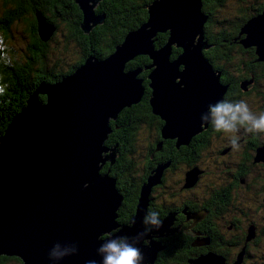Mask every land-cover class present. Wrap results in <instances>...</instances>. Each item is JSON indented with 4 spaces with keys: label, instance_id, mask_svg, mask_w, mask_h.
<instances>
[{
    "label": "water",
    "instance_id": "water-1",
    "mask_svg": "<svg viewBox=\"0 0 264 264\" xmlns=\"http://www.w3.org/2000/svg\"><path fill=\"white\" fill-rule=\"evenodd\" d=\"M96 1L73 0L82 13L78 24L82 32L101 21L102 14L91 13ZM200 4V0H153L146 6L145 21L127 32L106 58L87 56L59 82H41L30 91L0 138V253L17 255L23 264H86L93 259L100 264L99 246L123 234L140 248L142 264H150L162 246L149 237L167 235L172 215L162 219V228L152 227L139 238L137 234L143 232L149 187L166 162L141 184L130 226L102 239V232L117 226L113 212L120 196L114 180L98 173L97 162L111 161L115 144L107 156L98 155L109 130L108 118L136 103L142 93L136 70H125L123 63L138 54L147 55L154 65L152 70L147 66L148 104L151 113L164 121L160 137H176L177 148L205 127L208 119L203 117L226 85L217 84L218 72L201 54L207 46L201 36L205 16ZM165 31L166 42L155 48V33ZM241 32L244 46H253L264 61V8L244 23ZM170 45L181 50L173 61ZM145 238L146 246L141 244ZM57 243L59 251L73 247L77 251L50 259Z\"/></svg>",
    "mask_w": 264,
    "mask_h": 264
},
{
    "label": "flooded vegetation",
    "instance_id": "flooded-vegetation-1",
    "mask_svg": "<svg viewBox=\"0 0 264 264\" xmlns=\"http://www.w3.org/2000/svg\"><path fill=\"white\" fill-rule=\"evenodd\" d=\"M106 3L108 0L103 2L108 14L110 8ZM95 15L100 14L95 13ZM133 21H137V16L132 12L128 13L127 17H119L117 22L113 21L112 29L115 34V41ZM40 22L42 23V21H38L37 31L39 35H42L39 27ZM51 22L59 30L61 43L73 42L78 48L76 50L77 59L73 60L71 57L70 61L64 63L68 67L71 63L72 66L76 65L75 68L78 67L87 56L102 60L113 51L111 49V36L103 32L106 28L103 25H101L104 27L103 30L96 27L97 25H92L86 32H82L78 27L81 21L76 20L73 15L68 18L56 15L51 19ZM42 24L45 30L49 26L45 35L48 37L54 28L49 23ZM203 33L204 29L202 35H204ZM156 34L153 37V44L156 41ZM38 47L43 48V45L40 43ZM226 48L231 53L238 51L237 44H229ZM243 52L246 55L252 52V49H243ZM173 54L174 49L170 48L169 56ZM171 58L169 57L170 60ZM242 59L245 60L246 56ZM259 61L261 62L247 67L240 63L238 68H236L237 62L233 64L227 62L229 64L227 68L230 69L229 73L226 72L225 67L220 68L207 62L212 71L218 72L216 77L218 85H226L218 102H231V98L225 99L224 94L230 97L238 96L248 105L253 114L254 111L258 110L254 115L258 116L264 113V61ZM124 69L132 68L125 63ZM146 70L149 72L150 68L141 69L140 75H143ZM224 74L225 77H223ZM238 76L241 82L239 83L241 93L235 85ZM139 80V85L142 88L139 102L137 101L136 105L132 103L121 108L118 117L116 115L111 122L113 126L109 128L104 140L105 143L111 145L109 146L110 149L115 144L113 148L118 151L119 142L124 146L123 141L126 142L127 139L125 134H128L126 131H129L131 127H133L131 133L134 137L137 125L132 126L133 122L130 117L144 110L148 89L144 78L140 76ZM230 87L233 89L228 92L227 89ZM126 111L129 120L128 126L122 128L116 123L120 122ZM208 116L210 117L209 110ZM159 124L161 128L164 121L156 115V140L153 147L151 144L152 136L146 132L150 141L148 146L147 144L144 145L146 147H141L139 152L133 148L132 152L137 154L136 157L126 155L124 159L128 163L122 162L121 167L111 166L108 168L109 173L116 172L123 177V180H119L118 185L115 183L118 186L116 190L120 196L118 206L122 205V215L129 216L135 194L136 192L138 194L141 184L146 183L147 176L153 174L151 170L166 162V165L160 170L157 182L150 185L145 201L144 217L153 211L159 214L161 220L167 213L172 215L171 223L167 226L169 233L164 236L150 237L152 242H157L158 246H162L155 251L156 255L164 252L167 256L172 255L181 259V264H187V262L191 264L190 259H187V262L183 261L189 252L188 257H194V260L199 261L197 264H210L209 261L214 264L218 260H220V264H264V259L261 257L264 255V246L260 245L264 242V198L262 197L264 189L261 176V171H264L261 168L264 160L257 159V162H254L252 159L255 157L256 148H258L257 154H260L264 149V133H250L246 132L244 128L234 134L216 132L209 118L205 127L194 133L185 144H178L175 148L176 137H160ZM143 125L146 126L145 120H143ZM233 136L239 137L237 140L238 147H233L231 143ZM107 164L109 163L105 161L103 166L105 167ZM259 169L260 171L257 173ZM112 179L115 180L114 176ZM197 189L199 194H194L193 191ZM217 189L224 192L214 197ZM242 204H248L250 216L256 215L260 218L259 221L252 219L248 212H243ZM114 221L117 224L114 230H117L127 226L128 219L125 222L119 219L118 210ZM249 225L252 228V233L246 236ZM142 226L144 232L146 226L143 223ZM164 233L161 232L160 234L163 235ZM122 236L124 237V235ZM150 236H157V233H152ZM171 240L177 241L174 247L170 246ZM187 241H190V244H186ZM147 242V239H144L143 244L145 245ZM1 261L2 258L0 257ZM193 262L192 264H194ZM150 264H153L152 261ZM177 264L180 263L177 262Z\"/></svg>",
    "mask_w": 264,
    "mask_h": 264
},
{
    "label": "trees",
    "instance_id": "trees-1",
    "mask_svg": "<svg viewBox=\"0 0 264 264\" xmlns=\"http://www.w3.org/2000/svg\"><path fill=\"white\" fill-rule=\"evenodd\" d=\"M152 1L153 0H139V1L131 0L132 3L137 4V6H134L135 8L132 11V12H136L137 21H133L132 24L125 29V31L119 36V38L116 41H115V34H114V31L111 25L110 24L106 25L104 33L111 36V49L112 50H114V45H117L122 41V38L125 33L129 32V30L132 31L145 20V7L149 5ZM0 2H1L0 3V33L4 37L8 38V37H11L10 28L12 29L17 28L18 25L22 26L21 31L23 35L22 36L18 35V36L22 39L24 38L23 36L28 38L27 49L25 53L23 54L22 59H25V66L28 65L30 60L35 61L36 63L35 76H30L26 74L25 68L20 69V67H18L16 69L18 60L16 57L14 58L12 56L11 52H10V55L13 57L14 67H6L2 63H0V77H3V82L9 85L6 95L3 97H0V137H1L10 119L14 116V114L18 113L20 109L22 108L24 104L25 96H27V94L35 87L37 82L40 81L39 79H41L44 82H54L58 79V76H59L56 73V71L53 70L52 64H50V67L48 66L49 65L48 58L46 54L42 52L44 50V47L43 48L38 47L40 43L42 44V41H41L42 37L41 35H39V32L37 31L38 21L40 20L42 21V23H49L51 22V19L55 17L56 15H60L61 17H64V18H68L71 15H73L76 18V20L80 22L82 21V13L79 7L77 6V4L73 2V0H0ZM224 2L225 0H212L209 2H201L200 4V10L205 16V21L202 25V30L204 29L203 36L206 37L204 39H206L207 41V47L202 49V57L209 64L211 63L212 65L218 66L220 68L225 67L224 69L226 70V72L230 70L229 68H227V66L229 65L227 62L232 63V64L234 62H237L236 68L239 67L240 63L242 64V66L247 67V66L255 65L258 62H261L258 59V55L254 53L255 48H253L251 45H250L251 47L244 46V44L242 43V40L245 35L244 33L241 32V29L244 23L250 17L259 14L263 10L264 0H260V1L258 0H237V3L239 6L235 7V11H230L226 6L224 7L225 5ZM140 6L142 9H140ZM92 10L95 13H100L104 15L105 18L108 17V14L104 6L101 5V1L98 4H96ZM211 17H215L214 25H210L209 20ZM97 27L101 30L104 29V27H102L101 25L100 26L97 25ZM48 29H49V26L46 27V30ZM167 33H168L167 31L158 32L157 34L155 33L156 41L154 42V47H158L159 45H162L164 42H166V39L168 37ZM48 37H51V35H49ZM8 41L9 39H5L6 44H8ZM229 44H237L238 46L237 53H231L227 50L226 46ZM171 46L172 45H170V48L174 49V54L172 56L170 55L169 57L170 58L172 57L171 59H173L179 55L177 53H180L181 50L180 48H176L174 46L171 47ZM250 48L252 49V52L245 55L243 52V49H250ZM245 56H246V59L243 60L242 58ZM100 57H103V56H100ZM249 59L251 60L247 61ZM149 61L150 60L147 55H143V56L136 55L133 58H130L129 60H127L126 65L135 70H139V69L147 68ZM44 66H45V69L43 72ZM71 66H72V63L67 68L66 73L73 72L77 68V67L75 68L76 65H73L72 67ZM147 72L148 70L143 72V75H140L142 78H144L145 83H146L145 85L149 83L148 78H146V74H148ZM34 77L35 79L33 81ZM223 77H225V74L223 75ZM239 80L240 78L238 76L237 81L235 82V85H236V88L239 90V93H241L240 87H239V83L241 82ZM230 89H233V87H230L229 89H227V91L230 92ZM150 92H151V89L148 87L147 95L145 96L144 110L135 114L138 116L130 115L131 116L130 118L132 119L133 125H136V122L134 119H138V122L145 120V123H146L145 129H146V132L150 136H152L151 144L153 147L154 142L156 140L155 118L157 114H153L150 111V106L148 104V98H149ZM224 97L225 99L231 98V102H235V103L239 101H243L238 96L230 97L229 95L224 94ZM131 104L132 103H130V105ZM133 105H136V104L133 103ZM127 106H123L121 108H124ZM120 109L118 110V112L120 111ZM257 111H254V114H256ZM118 112L115 114V117L116 115L118 117ZM113 119L108 118L107 125L109 128H112L113 126V124L111 123ZM128 121H129L128 113L126 111L123 114L120 122H117L116 124L117 125L119 124L120 127L125 128L128 126L127 125ZM158 128H160V124L158 125ZM126 133L129 134L130 130L126 131ZM120 144L121 142H119L118 150L120 149ZM123 147L124 146H122V148ZM257 152H258V148H256L255 150V153H256L255 157L252 158L254 162H257V159H258ZM119 162L128 163L124 159V157ZM262 162L263 164L261 168L264 170V161ZM107 168H108V164L107 166L103 167L101 171H106ZM260 169L257 171V173L260 171ZM109 174L112 176H116L118 180H123L122 178L119 177V175L116 172L109 173ZM261 176L263 178L262 185L264 189V171H261ZM117 188L118 186L114 185L115 191L117 190ZM223 192H224L223 190L217 189V193L216 195H214V197H217L218 194L220 195ZM138 195H139V190H138V194L137 192L135 194V200L133 201L132 206L129 205L131 209L129 216L125 217L122 215L121 213L122 205H119L120 207L118 206L113 212L115 215H117L118 210H119V219L123 220L124 222L128 219L127 224H126L127 226H130L131 224L130 218L135 212V205L137 203ZM219 197H222V196H219ZM262 197L264 198V195ZM242 206H243V212H248V215L250 216L249 205L242 204ZM250 217L254 219L255 221L256 220L259 221L258 219H260L259 217H256V215L250 216ZM248 227H251V226L249 225ZM246 236H248L247 233H246ZM102 237H104V235L99 236V238H102ZM143 242H144V239L141 240L142 245H144ZM176 243H177L176 240H171L170 246L174 247ZM186 244H190V241H187ZM189 254L190 252L183 258V261L187 262V259H190L191 261L190 263L192 264L194 257H188ZM0 257L2 258V261L0 262V264H6L8 261H10L8 259L9 257H5L1 255ZM261 257H263L264 259V255ZM12 259L17 264H22V261L19 259L17 255L12 256ZM194 261L196 262V260ZM173 262H176V263H173ZM177 262L181 264V259L173 257L172 255L167 256L165 255L164 252H161L157 255L155 253V256H153V259H152L153 264H177ZM187 264L189 263L187 262Z\"/></svg>",
    "mask_w": 264,
    "mask_h": 264
},
{
    "label": "rangeland",
    "instance_id": "rangeland-1",
    "mask_svg": "<svg viewBox=\"0 0 264 264\" xmlns=\"http://www.w3.org/2000/svg\"><path fill=\"white\" fill-rule=\"evenodd\" d=\"M100 1H101V5H103V2L105 0H97L96 1V3L91 8L92 15H95L94 11L92 10L93 7L96 4H98ZM209 1H212V0H200V2H209ZM258 1H260V0H258ZM86 4L90 5V2H87ZM106 4L110 8V11L108 13V17L105 18L104 15H103L102 18H101V21L99 23H96V24H93V25H98V26L103 25V26L106 27L107 24H110L111 27H113V21L117 22L119 20V17H127L128 13H131L134 10V8H135L134 6H137V4L132 3L131 0H108V3H106ZM224 4H225L224 7L226 6L230 11H235V7L239 6L238 3H237V0H225ZM140 9H142V8L140 7ZM132 13L134 15H136V12H132ZM98 14H100V13H98ZM147 16H148L147 15V10H146V7H145V19L147 18ZM117 17H118V19H117ZM209 22H210V25H214L215 24L214 23L215 22V17H211ZM49 24L52 26V28H54V30L51 33L52 38L51 37H48V38L45 37V35L47 33H46V30L44 29V25H42L41 22L39 23L40 33H42L41 41H42V44H43V47H44V50L42 52H44L46 54L47 58H48V64H49L48 66L50 67V64H52L53 70L56 71V73L59 75L58 79L56 81H54V82H59L60 80H62L63 78H65L66 76H68L69 74L72 73V72L66 73L68 66H66L64 63L66 61H70L71 57H72L73 60L77 59L78 54L76 56V50L78 48L74 45L73 42L66 43V44L65 43H61V41L59 40V30H57V27L54 26V24L52 22H49ZM87 25H90V22H87ZM21 29H22V26H19V25H18L17 28H13V29L10 28V31H11L10 36L11 37H8V38L4 37L1 33L0 34L4 37V40L5 39H9L8 45H9V47L11 49L10 52L12 53V56L14 58L16 57L17 60H18L16 69L18 67H20V69L25 68L26 69V72H25L26 74H28L30 76H35V69H36L35 61L30 60L28 65L25 66V59H22L23 54L25 53V51L27 49L28 38L25 37V36H23L24 37L23 39L19 37V36L23 35ZM201 36H202L203 42L207 46L206 39H204L206 37L203 36L202 34H201ZM115 46L116 45H114V47ZM201 54H202V50H201ZM138 55H141V54H138ZM174 59H176V58L171 59V61H173ZM126 62L127 61L125 60L123 63L125 64ZM149 67H152L151 68V70H152L154 68V65H152L151 62H150L149 63ZM44 69H45V66L43 68V72H44ZM182 69H183V67H180V68L177 69V71H181ZM140 70L141 69L136 70V73H135V78L136 79H140ZM15 72H17V71H15ZM34 79H35V77L33 78V81H34ZM39 80L40 81H38L37 84H39L41 82H44L41 79H39ZM28 94H27V96H28ZM27 96H25V99H26ZM25 99H24V101H25ZM135 116H138V115H135ZM134 120H135L136 125H137L136 126V131L134 133V137H133V133H131V131L133 130V127H131L130 133L129 134H125V136L127 137L126 142L123 141L125 148L124 147L122 148L121 144H120V149L118 151H116V148H115V152H113V159L111 161H107L109 163L108 164V168L111 167V166H119V167H121L122 162H119V161H121L123 157H125L126 155H132L133 157L137 156L136 153L132 152L133 148L136 151L139 152L141 147L144 148V147H146L144 145H146V144H147V146L149 145L148 143L150 141H149V138L147 137L146 129H145V126L143 125V120L141 122H138V119H134ZM118 126H119V124H118ZM102 146H103V151H100L98 156H102V154L104 156H107L110 153L111 149L109 148V146H111V145H109L108 143H105V141H104L102 143ZM113 150H114V148H113ZM257 157H258V159L264 160V149H263L262 152H260V154L257 155ZM105 161L106 160H100V161L97 162V166L99 167L98 173L100 175H102V177H105V175H107V177L112 178V176L108 172V168H107L106 171H101V169L104 167L103 164H104ZM119 177L123 179V177H121L120 175H119ZM114 179L115 180H114L113 185H115V183L118 185L119 180L117 179L116 176H114ZM193 192H194V194H199V190L198 189L193 191ZM116 194H117V192H116ZM119 229L120 228H118L117 230H119ZM117 230H114V228L113 229H109L107 232H102L100 234V236L104 235V237H102V239H105V238L109 237L110 235H112L113 233H116ZM251 233H252V228L248 227L247 228V234H251ZM122 235H120L118 237L119 238L123 237ZM118 237H117V239H118ZM129 238H130V236H129ZM145 239H147V238H145ZM149 240L151 241L150 237H149ZM147 241H148V239H147ZM146 245H147V243L145 244V246ZM260 245L264 246V242L260 243ZM263 249H264V247H263ZM263 254H264V251H263ZM0 255L1 256H5V257H9L8 259L10 261H8L7 264H17L12 259V256H15V255H13V254H6L5 255V254H2V253H0ZM198 262L199 261H196L194 264H197ZM211 262L212 261H209L210 264H211ZM200 264H203V263H200ZM214 264H220V260H218Z\"/></svg>",
    "mask_w": 264,
    "mask_h": 264
},
{
    "label": "clouds",
    "instance_id": "clouds-1",
    "mask_svg": "<svg viewBox=\"0 0 264 264\" xmlns=\"http://www.w3.org/2000/svg\"><path fill=\"white\" fill-rule=\"evenodd\" d=\"M0 63L6 67H14L13 57L10 55L8 44L5 43L4 37L0 35ZM9 85L3 82L0 77V97L6 95ZM211 124L216 132L237 133L241 128L246 132L264 133V113L254 115L248 105L244 101L236 103L221 101L209 108ZM238 136H233L231 143L233 147H238ZM142 223L146 226L144 232L138 233L137 237H143L152 227L160 229L163 227V221L159 218L157 212H149L143 219ZM60 245L57 243L49 252V258L63 259L72 255L77 250L66 248L59 251ZM97 252L101 254L100 264H142L144 260L143 253L140 248L129 242L128 237H120L118 239H109L106 243H102ZM86 264H97L96 260L86 261Z\"/></svg>",
    "mask_w": 264,
    "mask_h": 264
},
{
    "label": "bare ground",
    "instance_id": "bare-ground-1",
    "mask_svg": "<svg viewBox=\"0 0 264 264\" xmlns=\"http://www.w3.org/2000/svg\"><path fill=\"white\" fill-rule=\"evenodd\" d=\"M217 82V81H216ZM218 84V83H217ZM140 86V85H139ZM118 207V206H117ZM116 215L114 214V217H115ZM141 227H142V230H143V226H142V222H141Z\"/></svg>",
    "mask_w": 264,
    "mask_h": 264
}]
</instances>
